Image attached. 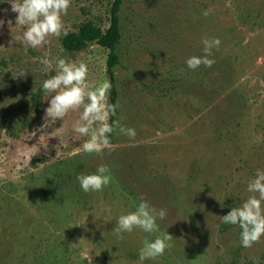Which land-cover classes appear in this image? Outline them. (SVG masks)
I'll list each match as a JSON object with an SVG mask.
<instances>
[{"label":"rangeland","instance_id":"1","mask_svg":"<svg viewBox=\"0 0 264 264\" xmlns=\"http://www.w3.org/2000/svg\"><path fill=\"white\" fill-rule=\"evenodd\" d=\"M10 2H0V264H136L147 234L111 231L141 196L167 210L159 224L173 237L144 264H264V236L242 247L240 229L220 219L264 169V0H123L118 120L136 136L117 129L102 154L79 151V109L63 127L58 119L41 128V84L54 71L36 67L64 56L109 81L108 49L70 52L62 40L85 23L106 30L113 0H70L64 32L38 49L16 39L25 26ZM204 37L220 39L214 64L187 68ZM100 164L113 182L83 192L77 174Z\"/></svg>","mask_w":264,"mask_h":264},{"label":"clouds","instance_id":"2","mask_svg":"<svg viewBox=\"0 0 264 264\" xmlns=\"http://www.w3.org/2000/svg\"><path fill=\"white\" fill-rule=\"evenodd\" d=\"M10 4L11 11L17 14L16 26H25L22 35L16 39L27 47L38 49L48 43L49 36L59 37L64 32L62 17L68 11L70 0H11ZM202 14L208 16L209 10H204ZM0 24H3L2 20ZM202 44V55L188 57L185 61L187 68L195 70L200 65L211 67L214 64V59L210 57L213 49L219 48L220 39L204 37ZM60 51L63 52V49ZM50 71H54V74L45 78L41 84L42 92L48 97L41 128L56 123L58 119L62 121L63 127L66 114L70 110L79 109L72 130L86 137L78 147L84 154H102L112 148L111 134L117 129L129 139L136 136L133 127L110 119L117 107L109 102L111 83L107 79L93 81L84 61L74 62L64 56L43 58L36 67V73L45 74ZM113 179L107 164L98 165L94 172L78 173L76 176L80 189L85 193L102 191ZM245 190L249 193L247 198L231 206L230 211L220 219L224 224L240 229V244L247 248L264 236V169L255 170ZM166 216L165 208H157L141 196L132 202L131 210L116 218L111 232L118 239H122L125 233H132L134 229L147 234L138 249L136 262L144 264L147 260L163 256L172 247L173 237L162 230L159 224Z\"/></svg>","mask_w":264,"mask_h":264},{"label":"trees","instance_id":"3","mask_svg":"<svg viewBox=\"0 0 264 264\" xmlns=\"http://www.w3.org/2000/svg\"><path fill=\"white\" fill-rule=\"evenodd\" d=\"M122 4L123 0H113L110 25L106 30H102L92 23H85L80 27L78 32H70L62 40L63 47L70 52L84 50L93 42L109 50L107 59V73L109 82L111 83L109 102L117 106L115 114L110 119L115 120H118L120 114L119 91L116 82L115 67L120 64V55L117 47L121 44L122 40L119 14ZM115 134L116 131L111 134V141L115 137Z\"/></svg>","mask_w":264,"mask_h":264}]
</instances>
